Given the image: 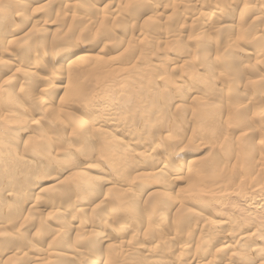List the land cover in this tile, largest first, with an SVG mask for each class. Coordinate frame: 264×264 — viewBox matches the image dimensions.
<instances>
[{
  "label": "rangeland",
  "instance_id": "rangeland-1",
  "mask_svg": "<svg viewBox=\"0 0 264 264\" xmlns=\"http://www.w3.org/2000/svg\"><path fill=\"white\" fill-rule=\"evenodd\" d=\"M98 2L99 0H59L58 2L57 0H51V2L47 0H13L9 3L6 0H0V58L8 62L11 61L10 63L15 67L11 70L0 67V80L13 79L14 76L11 75H16L17 72H20L19 70L35 67L37 75H39L36 79L40 82L36 80L37 87H34V92L39 88H45L46 92L42 97L47 102L53 101L51 113H46L38 121L41 129L45 132V139L48 137L50 141L52 140L51 153L49 155L40 153L35 157L38 158L37 161H33L31 157L29 158L32 154L25 153L22 143H20L19 149L17 148L18 154L23 152L21 159L26 162L20 164L21 166H16V164L12 166L10 163L6 165L10 168L14 167L20 174L30 169L33 178L37 181L40 179L39 185L44 191L41 198L47 203L46 209L39 208L38 213L34 216L27 212L29 196L31 197L34 193V191L31 192L33 188L28 187L30 186L28 178L22 180L23 183L19 182L16 188L19 189L20 194L14 197L9 196V187H13V182L10 183L11 185L5 186L4 190L0 185V199L9 203L8 208H5L6 211L0 212V223L5 219L6 213H11L10 217L12 214L14 215L11 212V206H14L17 215L13 222L26 221V224L22 225L18 231L14 229L12 232L0 233V243L4 240L6 242L5 249H8L2 254L0 252V264H120L118 262L124 260L125 257L128 263L134 257L136 259L139 257L140 261L138 260L137 263L132 261L135 264H184V262L185 264H264V198H262L264 195V165L261 166V163H258L259 160L264 159V0H100ZM179 2L181 6L178 7ZM66 4L67 6H65ZM191 4H196L197 8L194 10L183 8ZM254 18L257 19L254 21ZM233 20L240 22V30L233 26ZM32 24L34 25L31 26ZM199 24H205L210 28L208 35L212 39L210 46L205 49L203 61L197 60L198 53L201 51L197 44L199 43V39H197ZM230 34H236L237 37L239 35V42L233 44L230 39L228 40ZM13 39L14 41H12ZM258 43L261 45L260 49L257 47ZM80 47L87 48V51L78 63H81L80 66H85V71L90 70V75L99 76H94L93 80H90V77L84 78L86 75L81 76L80 85L83 88L89 84L92 85V96L89 95L91 101L90 104L83 103L86 105L73 106L65 101L58 102L62 92L55 98L52 95V93L54 94L55 79L50 76L47 67L53 59L45 52L49 50L55 53L66 48L76 50ZM33 53L34 55H32ZM33 56L35 58H32ZM33 59L36 64H33L35 63ZM97 64L99 69H102L91 70ZM227 64H231L234 71L228 70ZM12 70L17 71L13 72ZM153 76L155 79L153 82L163 78L166 82L161 84L160 92L158 91L160 87H153L156 89L151 90L150 86L155 84H152L153 82L146 91L144 90L148 87L146 85L149 83V78ZM42 79L46 82L44 83ZM63 85L64 82H62ZM209 87L215 90L210 92L211 88ZM157 92L163 93L166 99L164 98L163 102L154 106L153 98L157 96ZM191 92L196 94L193 99L190 98ZM143 93L150 96L143 100ZM175 97H180V99L182 97L183 101L173 100ZM210 98H212L210 106L206 109L208 106L206 101H209ZM109 104L115 105L108 114L105 108ZM237 104L241 106L238 105V111L236 107L234 110L233 108L229 109L230 106ZM0 106L1 108L5 107L2 102ZM85 106L87 109L93 107V111L89 113ZM178 106L179 108H177ZM185 106L189 107L186 108L188 112H185ZM216 109H219L220 113L223 111L220 114L221 117L220 115L212 116V112ZM201 110L208 112L210 117L201 120V115L198 117ZM55 119H63L62 121L66 123L64 124L66 131L69 128V122L66 120L69 119H78L80 126L91 122V124L99 123L101 125L111 122L120 132L119 134L122 133L119 137L125 135L135 138L136 141L139 139V143L148 145L150 143V146L147 145V147L149 149L155 147L154 156L146 159L145 165L149 166L143 167L140 172L137 171V177L135 176L136 166H134L136 163L131 162L122 172V168H116L114 157L109 159L108 152L105 154L104 140L107 135L93 134L94 136H92L88 131L86 140L82 137L65 140L59 132L60 128L55 125L60 122L53 123ZM135 119L136 121H134ZM204 121H206V125L203 124ZM224 121H227L228 124L227 122L225 124ZM210 122L217 124V129L214 127L211 131L209 127L213 123ZM10 123L6 124L0 121V129L15 126L14 122ZM168 124L170 126L167 127ZM178 124L180 127L191 125L194 128L181 133L177 130L179 129ZM152 125L154 126L152 127ZM37 128H39L37 125L32 127L35 135L38 133L35 131ZM44 128H49V131ZM213 131L216 132L213 133ZM99 139L101 140L99 141ZM191 140L192 142H190ZM204 141L207 142L206 145ZM211 143H213V147ZM136 145L130 148L139 149ZM89 146H92L90 152ZM178 148L180 149L178 150ZM59 149L63 151L64 157L63 155L62 157L53 156V152ZM126 152L131 154L129 151ZM253 152H255V158L251 164L250 157L254 155ZM113 154L119 156L117 152H113ZM165 154L168 155L164 156ZM255 159H257L256 163ZM157 160L158 163L161 161L164 167V173L162 172L164 175H161L158 180L162 184L161 182L160 184L152 183V176H150L152 175L150 164L156 163ZM181 161L182 165L186 166L179 165L177 167ZM41 162H48V166H39ZM33 163L36 165L35 167H33ZM189 163L191 164L189 165ZM257 164L258 167L255 168ZM37 166L41 167L40 171L38 168L33 169ZM244 166L245 170L247 167V172L243 169ZM260 166L261 170H259ZM249 168L252 169V172L248 170ZM63 169L64 172L60 174L59 178L54 179V173ZM191 169L194 170V180L197 181L193 192L187 191V188H192V186L189 187L192 185V176L189 174ZM76 170L80 172L77 173ZM167 170H175L178 177L175 179L176 175L174 174L171 178L175 180L168 179ZM185 173L189 178L184 177ZM99 178L114 181L115 187L113 186L111 189L101 187L99 182L95 181ZM162 178L163 180H160ZM81 179L86 180L89 186L95 190L89 193L85 188L84 192H80L79 190L83 188ZM90 179L91 181H89ZM27 182L28 184H26ZM32 184L33 182H31V186ZM183 189L184 191H182ZM210 192L213 193L210 194ZM160 193L162 195H159ZM150 195L152 196L150 197ZM179 199L180 201H178ZM182 199L186 204L185 202L181 203ZM134 201L139 204L138 208L131 213L130 203ZM60 203L68 206L70 211H67L66 214L62 213V209H58ZM156 203L159 204L158 209L164 213V216L159 217V211L152 209ZM78 209L83 211L75 212L76 215H74V211ZM57 210H60L62 214L55 215ZM176 212H179L178 216ZM137 216L140 217L138 225L133 219V217L138 219ZM223 219L229 222L220 228L218 223ZM37 221L43 223L42 227L38 228ZM28 224L31 226L29 227ZM3 226L4 224L1 227ZM39 229H41L40 233ZM50 230L51 232H49ZM77 234L81 236H77ZM104 239L108 240V246L102 244ZM228 242L232 243V247H227ZM39 243L43 244L42 247ZM127 243L131 246L130 249L126 248L125 244ZM61 245H68L65 246L68 249L66 250ZM186 245H190V252L186 253L181 250ZM33 249L41 251L38 253L42 260H39L40 258L36 255L37 251L35 252ZM127 250L131 251H128L127 254ZM60 251H65L71 259L67 258L66 263V260L55 263L47 257L48 252L53 253L51 257L53 258ZM98 251L103 252L101 261L95 259ZM134 251L139 252L138 255ZM42 252L44 253L42 254ZM120 253L121 256H119ZM127 258L130 260L128 261ZM178 258L181 263H177ZM49 259L52 261L50 262Z\"/></svg>",
  "mask_w": 264,
  "mask_h": 264
},
{
  "label": "bare ground",
  "instance_id": "bare-ground-1",
  "mask_svg": "<svg viewBox=\"0 0 264 264\" xmlns=\"http://www.w3.org/2000/svg\"><path fill=\"white\" fill-rule=\"evenodd\" d=\"M7 2H9V3H11L13 0H6ZM44 1H46V0H44ZM47 1H50L51 2V0H47ZM59 0H57V2H58ZM65 1V0H64ZM104 1V0H103ZM169 1V0H168ZM177 1V0H176ZM99 2H100V0H99ZM98 2V3H99ZM155 2V1H154ZM45 3V2H44ZM46 4H47V2H46ZM48 4H49V2H48ZM65 4V3H64ZM102 4V3H101ZM173 4H174V2H173ZM175 4H177V3H175ZM212 4V3H211ZM20 5V4H19ZM99 5V4H98ZM179 5L181 6V3L179 2V4H178V7H179ZM238 5V4H237ZM65 6H67V4L65 5ZM68 6H70V5H68ZM177 7V8H178ZM102 8V7H101ZM105 8V7H104ZM184 9H196L197 8V6H196V4H191V5H188V6H186V7H183ZM11 9V8H10ZM103 9V8H102ZM209 9V8H208ZM95 10V9H94ZM101 10V9H100ZM220 10V9H219ZM221 11V10H220ZM100 12V11H99ZM215 12V11H214ZM218 12V11H217ZM115 13V12H114ZM222 13V12H221ZM6 14V13H5ZM201 14V13H200ZM214 14V13H213ZM219 14V13H218ZM64 15V14H63ZM203 15V14H202ZM7 16V15H6ZM68 16V15H67ZM207 16V15H206ZM222 16L224 17V15L222 14ZM259 16V15H258ZM64 17H65V15H64ZM71 17V16H70ZM67 18V17H66ZM202 18V17H201ZM257 18H254L253 20L255 21ZM58 20V19H57ZM147 21V20H146ZM114 22V21H113ZM193 22H195V21H193ZM207 22V21H206ZM232 23H233V26L234 27H236V28H238L237 30H240V25H239V23H238V20H233L232 21ZM36 24V23H35ZM34 24H32L31 26H33ZM200 25V24H199ZM243 25V24H242ZM36 26V25H35ZM102 26V25H101ZM132 26V25H131ZM217 27V26H216ZM219 27V26H218ZM9 28V27H8ZM190 28V27H189ZM198 29H197V33H198V36H197V39H199V43H197L198 44V47H199V49L201 50L199 53H198V58H197V60L198 61H203L204 60V58H205V49L208 47V46H210V41L212 40L211 38H210V36L208 35V33H209V29L210 28H208L207 27V25H205V24H201L199 27H197ZM242 29V28H241ZM211 30H212V28H211ZM243 30V29H242ZM165 31V30H164ZM16 32V31H15ZM16 33H18V32H16ZM190 33V32H189ZM251 34V33H250ZM14 35V34H13ZM102 35V34H101ZM19 38H21V37H19ZM245 38H247V37H245ZM231 40V42L233 43V44H235L237 41H238V39H240L239 38V35H238V37H237V35L236 34H230L229 36H228V40ZM147 40V39H146ZM227 40V41H228ZM258 40V39H257ZM12 41H14V39L12 40ZM16 41H17V39H16ZM239 42V41H238ZM23 43V42H22ZM35 44H37V43H35ZM128 44V43H127ZM130 44V43H129ZM175 44V43H174ZM27 45V44H26ZM155 45V44H154ZM60 46V45H59ZM69 46V45H68ZM228 46V45H227ZM257 46V45H256ZM24 47V46H23ZM21 48L22 50L24 49V48ZM70 47V46H69ZM257 47H259V49L261 48V45L258 43V46ZM10 48H11V46H10ZM46 48V47H45ZM45 48L43 49V51L45 52L46 50H45ZM256 49V48H255ZM258 49V50H259ZM15 50H17V49H15ZM22 50H21V54H22ZM257 50V51H258ZM26 51V50H25ZM24 51V52H25ZM87 51V48H82V47H80V48H77L76 50L74 49V48H71V49H63V50H60V51H57V52H55V53H53V52H51V51H49V50H47V52H45V53H48L50 56H51V59H53L52 61H51V64L49 65V67H47V71L50 73V76H52L54 79H55V82L53 83L54 84V88H53V90H54V94L52 93V91H51V93H52V95H54V98H55V96L56 95H58L60 92H62V95H61V97H60V100L58 101V102H60V101H62V103L65 101V103H68L69 105H70V103L71 104H73V106L74 105H78V104H83V103H86V104H88L91 100V98H89V95L90 96H92L91 95V87H92V85H88V86H84V88L80 85V79H81V76H85L84 78H88V77H90V80L92 79H94V76L96 77V76H99V75H90L89 74V71L90 70H86L85 71V66H80V64L78 63L79 61H80V59L84 56V53ZM197 51V50H196ZM260 51H262V50H260ZM17 52H18V50H17ZM35 52V51H34ZM39 52V51H38ZM74 52V53H73ZM147 52V51H146ZM179 52H182V51H180L179 50ZM256 52V51H255ZM26 53H27V51H26ZM257 53V52H256ZM259 54H260V52H258ZM264 53V52H263ZM1 54V53H0ZM157 54V53H156ZM262 54V53H261ZM32 55H34V53L32 54ZM218 55V54H217ZM258 55V54H257ZM207 56V55H206ZM28 57H30L31 58V56H28ZM4 58V57H3ZM32 58H35L34 56L32 57ZM15 61V60H14ZM99 61V60H98ZM143 61V60H142ZM141 61V62H142ZM151 61V60H150ZM11 62V61H10ZM10 62H8L7 60H3L2 58H0V67L2 68H9V70H11V69H13V68H15L14 66H13V64L12 63H10ZM19 62V61H18ZM33 62H35V63H33V64H36V61L33 59ZM176 62V61H175ZM227 63H229L228 61H227ZM23 64V63H22ZM25 65V64H24ZM86 65V64H85ZM225 65V64H224ZM249 65V64H248ZM98 66V67H97ZM102 67V66H101ZM225 67V66H224ZM226 67H227V69L228 70H233L234 71V68H231V64H227L226 65ZM232 67H233V65H232ZM17 69H18V67H16ZM28 68V67H27ZM135 68V67H134ZM144 68V67H143ZM142 68V69H143ZM44 69V68H43ZM100 69H102V68H100ZM99 69V65L97 64L96 65V67H92V69L91 70H94V71H96V70H100ZM189 70V69H188ZM13 71V70H12ZM14 71H17V70H14ZM13 71V72H14ZM20 72H17L16 73V75H11V76H14V78L12 79H6V80H3V81H1L0 80V105H1V102H2V105H4L5 107H2L1 108V106H0V121L1 122H3V123H6L7 124V122L8 123H10V122H14L13 124L15 125V126H7V127H3V128H1L0 129V185H2L1 187L3 188V190H4V187L6 186H9V185H11L10 183H12V184H14L13 185V187H15V188H13V187H9V196H15V195H17V194H20V191H18L19 189H17L16 187H17V185H19V182H21L22 180H25L26 178H28L29 180H28V182L30 181V186H28V187H32L33 189L31 190V192L32 191H34V193L31 195V197L29 196V199H30V201L28 202L29 203V207H28V209H27V212L29 213V215L31 214L32 216H34L35 214H37L38 213V209L39 208H41V207H43L44 209H46V204L47 203H45L43 200H42V198H41V194H42V192L44 193V191H43V189H41L40 188V185H39V181H40V179H38V181H37V179L35 180L34 178H33V175H31L30 173H31V171H30V169H28L29 171H25L23 174H20L17 170H15L14 169V167L13 168H10V167H7L6 165L7 164H9L10 163V165L12 164V166H14L15 164H16V166H21L22 165V163L24 164V162H26V160H22L21 158V156L24 154L23 152H22V154H18V147L20 146V143H22V147H23V150L25 151V153H27L28 155H30V154H32V155H30L29 156V158L31 157L32 159H33V161H37L36 159H38V158H35V157H37V156H39V154L40 153H43V154H47V155H49L50 153H51V149H53V146H52V143H51V141H50V139L47 137V139H45V137H46V135H45V132L41 129V127H40V124H39V120L42 118V116L44 117V115L47 113H51V107L53 106L52 105V100L50 101V102H47V100H45L43 97H42V95L46 92V89L45 88H39L38 89V91H36V92H34V87H37L36 86V84H37V81L38 82H40V80H37L36 79V77H38L39 75H37V71L35 70V67H29L27 70H24V69H21V70H19ZM112 71V70H111ZM185 71V70H184ZM110 72V71H109ZM99 73H101L100 71H99ZM158 74V73H157ZM154 76H156V74L154 73ZM154 76L153 77H150L149 79L151 80H148L149 81V83H148V85H146V86H148L146 89H144L145 91L149 88V85L153 82V80H155L154 79ZM158 77V76H157ZM49 78V77H48ZM148 78V77H147ZM164 79V78H163ZM163 79H158V80H156L155 82H153L152 84H154L153 86H150L151 87V90H154V89H156L157 87L159 88L158 89V91L159 90H161V84H163V83H166V82H164V80ZM262 79V78H261ZM37 80V81H36ZM42 81L45 83L46 81L44 80V79H42ZM174 81V80H173ZM259 81V80H258ZM62 82H64V85L62 86ZM90 82H92V81H90ZM181 82V81H180ZM83 83V82H82ZM249 83V82H248ZM42 85H43V83H41ZM47 84V83H46ZM260 84V83H259ZM52 85V84H51ZM141 85V84H140ZM181 85V84H180ZM206 85V84H205ZM53 86V85H52ZM184 86V85H183ZM188 86V85H187ZM208 86V85H207ZM38 87H40V86H38ZM153 87H156V88H154L153 89ZM164 87H165V85H164ZM179 87V86H178ZM86 88H87V90H86ZM209 88H211V87H209ZM232 88V87H231ZM50 89V88H49ZM48 89V90H49ZM89 89H90V91H89ZM212 89V88H211ZM209 89V91L210 92H213V90H215V89ZM35 90H37V89H35ZM62 90V91H61ZM151 90H149V91H151ZM89 91V92H88ZM149 91H148V93H149ZM163 91V90H162ZM160 92V91H159ZM159 92H157L156 93V97H154L153 98V105L154 106H157L158 104H160L161 102H163V100H164V98L166 99V97H165V95L163 94V93H159ZM50 93V92H49ZM51 93L49 94V95H51ZM146 93V92H145ZM145 93H143V95H142V97H143V100H145L146 99V97H148V96H150V95H145ZM151 93H152V91H151ZM175 93H176V91H175ZM192 94H190V98L191 99H193V98H195L196 97V94H194V92H191ZM212 94V93H211ZM136 96V95H135ZM232 96V95H231ZM260 96V95H259ZM171 98V97H170ZM176 100L177 102L178 101H180V100H182L183 98L181 97V99H180V97H175V98H173V100ZM211 99L212 98H210L209 99V101H206L208 104H206V105H208V106H206V109H207V107L209 108V106H210V104L209 103H211L210 101H211ZM225 99V98H224ZM247 99V98H246ZM202 100V99H201ZM231 100V99H230ZM245 100V99H244ZM183 101V100H182ZM176 102V103H177ZM205 102V103H206ZM231 102V101H230ZM256 102V101H255ZM184 103V102H183ZM182 103V104H183ZM196 103V102H195ZM202 103V102H201ZM243 103V102H242ZM258 103V102H257ZM86 104H83V105H86ZM90 104V103H89ZM186 104H188L187 102H186ZM190 104V103H189ZM246 104V103H245ZM64 105V104H63ZM103 105V104H102ZM113 105H115V104H109V105H107L106 106V108H105V111H107L108 112V114H109V112L112 110V108H114V106ZM152 105V104H151ZM195 105H197V104H195ZM205 105V104H204ZM238 105L239 104H237V105H233V106H230L229 107V109L230 110H232V108H233V110H234V107H236L237 109V111L239 110L238 109ZM62 106V105H61ZM67 106V105H66ZM79 106V105H78ZM95 106V105H94ZM153 106V107H154ZM240 106V105H239ZM68 107V106H67ZM83 107V106H82ZM87 106H85V108H86ZM102 107V106H101ZM180 107H181V105H180ZM188 106H185V112L187 111L186 110V108H187ZM199 107V106H198ZM213 107V106H212ZM241 107V106H240ZM4 108V109H3ZM84 108V107H83ZM177 108H179V106L177 107ZM189 108V107H188ZM197 108V107H196ZM200 108V107H199ZM228 108V107H227ZM32 109V110H31ZM53 109V108H52ZM60 110H61V108H59ZM69 109H70V107H69ZM71 109H72V107H71ZM73 109H74V107H73ZM87 109V108H86ZM85 109V110H86ZM96 109V108H95ZM135 109V108H134ZM202 109V108H201ZM213 109V108H212ZM211 109V110H212ZM228 109V110H229ZM181 110V109H180ZM190 110H192V108H190ZM210 110V109H209ZM264 110V109H263ZM53 111V110H52ZM87 111L89 112V113H91L92 111H93V107L91 108H88L87 109ZM105 111H103V112H105ZM184 111V109L182 108V112ZM193 111V110H192ZM194 111H195V109H194ZM226 111V110H225ZM241 111V110H240ZM25 112V113H24ZM59 112V111H58ZM63 112L65 113V110H63ZM72 112V111H71ZM82 112V111H81ZM154 112H155V110H154ZM157 112V111H156ZM188 112V111H187ZM223 112V111H222ZM221 112V113H222ZM226 112H228V111H226ZM242 112V111H241ZM27 113V114H26ZM54 113V111L52 112V114ZM61 113V112H60ZM77 113V112H76ZM87 113V112H86ZM149 113H150V111H149ZM193 113V112H192ZM213 114H212V116H218V115H220L221 113H220V110L218 109H216L214 112H212ZM231 113V112H230ZM74 114V113H73ZM112 114V113H111ZM195 114H196V112H195ZM225 114V113H224ZM14 115V116H13ZM66 115V114H65ZM157 115H158V113H157ZM172 115V114H171ZM192 115V114H191ZM198 115V114H197ZM200 115H201V117H200ZM226 115H228V113H226ZM13 116V117H12ZM57 116V115H56ZM68 116V115H67ZM70 116V115H69ZM74 116V115H73ZM108 116V115H107ZM229 116H231L230 114H229ZM234 116V115H233ZM50 117V116H49ZM58 117V116H57ZM57 117H55L56 119H58ZM78 117V116H77ZM195 117V116H194ZM198 117H200L201 118V120H205V117H210V115L208 114V112H206L205 110H204V112H203V110H201V112L199 113V115H198ZM220 117H221V115H220ZM224 117H225V115H224ZM227 117V116H226ZM52 118V117H51ZM53 118H54V116H53ZM64 118V117H63ZM68 118V117H67ZM71 118V117H70ZM74 118V117H73ZM124 118V117H123ZM165 118V117H164ZM241 118V117H240ZM54 120L53 121V123H55L56 121H59L60 123H55V125L58 127V128H60L59 130V132H60V134L61 135H63V138L65 139V140H71V139H73V138H76V137H79V139L82 137V139H85L86 137L88 138V134H89V132L88 131H90V134L92 135V136H94V135H107V137H106V139L104 140V150L106 151L105 152V154L108 152V156H110V158L109 159H111V157L113 156L114 158V162L116 163V168H122V172H124V169H125V167H127L128 165H130V163L132 162V163H136V165H134V166H136V174H135V176L137 177V171H142V169H143V167H145V166H149L148 164L147 165H145V163H146V159L147 158H149V157H151L152 155H153V152L155 151V147H153V148H148L147 147V145L148 144H146V143H142V142H138V140L136 141V139L135 138H133V137H130V136H125V135H122V136H120L119 137V135H121V134H119L120 132L115 128V126L113 125V123H107V124H104V125H101V124H91V123H87L86 125L85 124H83V126H82V124H81V126L79 125V121H77L78 119H69V120H66V121H68L67 123H68V126H69V128L67 129L68 131H66V128H65V125L64 124H66L65 122H63L62 120L63 119H60V120ZM166 119H168V118H166ZM197 119V118H196ZM221 119V118H220ZM12 120V121H11ZM53 120V119H52ZM72 120V121H71ZM127 120V119H126ZM227 120V119H226ZM91 121H93V120H91ZM134 121H136V119L134 120ZM229 121H230V119H229ZM244 121V120H243ZM146 122V121H145ZM174 122V121H173ZM198 122V121H197ZM206 121H204L203 122V124L205 123ZM208 122V121H207ZM225 122V121H224ZM227 122V121H226ZM226 122H225V124H226ZM42 123V122H41ZM63 123V124H62ZM127 123V122H126ZM172 123V122H171ZM199 123V122H198ZM210 123H213L212 125H211V127H209L210 128V130L212 131L213 130V128L215 127V129H217L216 127H217V124H214V122H210ZM218 123V122H217ZM5 124V125H6ZM11 124V123H10ZM49 124H50V122H49ZM58 124H59V126H58ZM121 124V123H120ZM172 124H174V123H172ZM171 124V125H172ZM199 124H201V123H199ZM227 124H228V122H227ZM37 125V127L39 126V128H37L35 131L36 132H38L37 133V135H35L36 133L35 132H33L32 131V127H34V126H36ZM144 125V124H143ZM175 125V124H174ZM177 125V124H176ZM179 125V124H178ZM205 125H206V123H205ZM243 125V124H242ZM139 126V125H138ZM154 125H152V127H153ZM155 126H156V124H155ZM168 126H170V124H168L167 125V127ZM201 126H203V125H201ZM225 126V125H224ZM223 126V127H224ZM43 127V126H42ZM47 127V125L45 126V128ZM125 127V126H124ZM150 127H151V125H150ZM166 126H165V128H167ZM199 127V126H198ZM197 127V128H198ZM204 127V126H203ZM221 127V126H220ZM223 127H222V129H223ZM44 128V130H48V129H45ZM57 128V129H58ZM160 128V127H159ZM162 128V127H161ZM175 128V127H174ZM173 128V129H174ZM177 128V127H176ZM191 128H194V127H191V125L190 126H182V127H180V125H179V129H177L178 131H180L181 133H185L186 131H188V130H191ZM196 128V129H197ZM207 128V127H206ZM209 128H208V132H209ZM65 129V130H64ZM214 129V130H215ZM221 129V128H220ZM249 129V128H248ZM80 130V131H79ZM155 130V129H154ZM157 130V129H156ZM162 130V129H161ZM193 130V129H192ZM49 131V130H48ZM54 131V130H53ZM175 131H176V129H175ZM177 131V133H179ZM210 131V132H211ZM221 131V130H220ZM223 131V130H222ZM233 131V130H232ZM57 132V131H56ZM66 132V133H65ZM88 132V133H87ZM157 132H159V131H157ZM216 131H213V133H215ZM34 133V134H33ZM50 133V132H49ZM180 133V134H181ZM221 133V132H220ZM219 133V134H220ZM47 134V133H46ZM52 134V133H51ZM59 134V133H58ZM94 134V135H93ZM198 134V133H197ZM200 134V133H199ZM207 134H209V133H207ZM35 135V136H34ZM100 135V136H101ZM161 135V134H160ZM175 135V134H174ZM52 136V135H51ZM59 137V136H58ZM104 137V136H103ZM102 137V138H103ZM119 137V138H118ZM207 137V136H206ZM210 137H211V135H210ZM209 137V138H210ZM191 138V137H190ZM201 138V137H200ZM192 139V138H191ZM264 139V138H263ZM76 139H74V141H75ZM86 140V139H85ZM84 140V141H85ZM101 139H99V141H100ZM103 140H102V142H103ZM141 140V139H140ZM164 140H166V139H164ZM176 140V139H175ZM21 141V142H20ZM77 141V140H76ZM82 141V140H81ZM88 141V140H87ZM97 141V140H96ZM142 141V140H141ZM152 141V140H151ZM179 141H180V139H179ZM193 141H194V139H193ZM208 141V140H207ZM89 142V141H88ZM93 142V141H92ZM147 142V141H146ZM152 142H154V141H152ZM190 142H192V140L190 141ZM205 142V141H204ZM203 142V143H204ZM209 142H211V141H209ZM56 143V142H55ZM90 143V142H89ZM148 143V142H147ZM173 144L175 143V141L174 142H172ZM194 143V142H193ZM202 143V144H203ZM206 143L207 142H205V145H206ZM57 144H59V143H57ZM84 144H86V143H84ZM136 144H138V145H136ZM159 144V142L157 141V145ZM182 144H184L183 142H182ZM197 144V143H196ZM195 144V145H196ZM213 143H211V145H212ZM54 145V144H53ZM60 145V144H59ZM68 145V144H67ZM91 145V144H90ZM101 145H103V144H101ZM137 146L139 149H137V150H135V149H132V148H130L131 146ZM153 145V144H152ZM156 145V144H155ZM154 145V146H155ZM185 145H188V144H185ZM190 145V144H189ZM199 145V144H198ZM200 145H201V143H200ZM246 145V144H245ZM61 146V145H60ZM70 146V145H69ZM148 146H150V143H149V145ZM177 146H179V144H177ZM204 146V145H203ZM57 147V146H56ZM84 147V146H83ZM87 147V146H86ZM92 147V146H91ZM91 147L89 146V152L92 150L91 149ZM101 147V146H100ZM171 147V146H170ZM182 147H183V145H182ZM185 147V146H184ZM187 147V146H186ZM185 147V148H186ZM195 147H197V146H195ZM198 147H200V146H198ZM206 147V146H205ZM210 147V146H209ZM212 147H213V145H212ZM248 147H250V146H248ZM18 148V149H17ZM72 148V147H71ZM180 148H181V146H180ZM180 148H178V150L180 149ZM211 148V147H210ZM22 149V148H21ZM156 149H157V147H156ZM251 149H253V148H251ZM65 150H66V148H65ZM94 150V149H93ZM103 150V149H102ZM174 150V149H173ZM125 151H129V152H131V154L129 155L127 152L125 153ZM176 151V150H175ZM186 151V150H185ZM63 151H60V149L59 150H57V151H54L53 152V156L54 157H62V155H63V153H62ZM80 152V151H79ZM101 152V151H100ZM113 152L115 153V152H117L118 154H119V156H115L114 154H113ZM103 153V152H102ZM175 154H176V152H174ZM183 153V152H182ZM252 153V152H251ZM76 154V153H75ZM161 154V153H160ZM170 154V153H169ZM253 154L254 155H251V157H250V162H251V164H252V161H254V158H255V152H253ZM26 155V154H25ZM93 155V154H92ZM168 154H165L164 156H167ZM65 156H67V155H65ZM97 156V155H96ZM154 156V155H153ZM170 156V155H169ZM168 156V157H169ZM49 157V156H48ZM63 157H64V155H63ZM171 157V156H170ZM259 157V156H258ZM51 158V157H50ZM107 158V157H106ZM166 158V157H165ZM257 158V157H256ZM24 159V158H23ZM31 159V160H32ZM90 159V158H89ZM134 159V160H133ZM171 160H172V157L170 158ZM236 159V158H235ZM234 159V160H235ZM253 159V160H252ZM51 160V159H50ZM136 160H138V161H140V162H137ZM170 160V161H171ZM190 160V159H189ZM192 160V159H191ZM258 160H259V158H258ZM264 160V159H263ZM262 159L261 160H259L258 161V163L260 162L261 163V166H263L264 164V161H263ZM44 161V160H43ZM134 161V162H133ZM160 161V160H159ZM176 161V160H175ZM194 161H196V160H194ZM198 161V160H197ZM29 162V161H28ZM31 162V161H30ZM29 162V163H30ZM48 162H50V161H48ZM48 162H41V163H39L40 165L39 166H41L42 165V167H45V166H48ZM72 162V161H71ZM91 162H93V161H91ZM90 162V163H91ZM257 162V159H255V163ZM29 163H28V165H29ZM56 163V162H55ZM109 163V162H108ZM137 163H138V165H137ZM150 163V162H149ZM192 163V162H191ZM191 163H189V165L191 164ZM195 163V162H194ZM235 163V162H234ZM254 163V162H253ZM21 164V165H20ZM38 164V163H37ZM177 164V163H176ZM250 164V165H251ZM27 165V164H26ZM33 165H34V163H33ZM50 165V164H49ZM87 165H89V164H87ZM179 165H182V161H181V164H178V166L177 167H179ZM184 165V164H183ZM182 165V166H183ZM254 165V164H253ZM253 165H252V168H254L253 167ZM36 165H34L33 167H35ZM39 166H37L36 168H33V169H37ZM93 166V165H92ZM115 166V165H114ZM131 166H132V168H133V165L131 164ZM184 166H186V165H184ZM247 166V165H246ZM256 167L255 168H257L258 167V164L257 165H255ZM261 166H260V169L259 170H261L262 168H261ZM26 167V166H25ZM30 167V166H29ZM76 167V166H75ZM86 167H88V166H86ZM89 167H90V165H89ZM191 167V166H190ZM248 167V166H247ZM247 167H246V170H247ZM251 167V166H250ZM31 168V167H30ZM41 168V167H40ZM40 168H38L39 169V171H40ZM50 168V167H49ZM71 168V167H70ZM69 168V169H70ZM73 168V167H72ZM129 168V167H128ZM181 168V167H180ZM179 168V169H180ZM186 168V167H185ZM203 168V167H202ZM9 169V170H8ZM24 169V168H23ZM45 169V168H44ZM84 169V168H83ZM119 169V170H120ZM181 169H183V168H181ZM187 169V168H186ZM189 169V168H188ZM244 170H245V166H244V168H243ZM25 170H27L26 168H25ZM78 170V169H77ZM77 170H76V172H77ZM81 170V169H80ZM150 170L152 171V175H150V176H152L151 177V179H152V183H154V184H160V182L161 181H158L159 180V178H160V176L161 175H164V174H162V172H163V170H164V167L162 166V163H161V161H160V163H158V160L156 161V163H151L150 164ZM245 170V171H246ZM248 170H250L251 172H252V169H248ZM256 170V169H255ZM254 170V171H255ZM258 170V171H259ZM47 171V170H46ZM82 171V170H81ZM134 171H135V168H134ZM168 171V170H167ZM177 171V170H176ZM179 171V170H178ZM177 171V172H178ZM194 171V170H193ZM192 171V169H191V171L189 172V174L192 176V178H191V176H190V178H191V182H192V185H190L189 187H191L192 186V188H187L188 190L187 191H192L193 192V190L195 191V188H194V186L196 185V183H197V181H195L194 180V178H195V174H194V172ZM206 171V170H205ZM249 171V172H250ZM33 172H34V170H33ZM64 172V169L63 170H59L58 172H56V173H54V176H53V178L54 179H57V178H59V176H60V174L61 173H63ZM78 172H80V171H78ZM77 172V173H78ZM121 172V171H120ZM187 172H188V170H187ZM247 172V171H246ZM35 173H36V171H35ZM38 173H40V172H38ZM42 173H43V171H42ZM74 173H75V171H74ZM164 173V172H163ZM205 173V172H204ZM258 173V172H257ZM26 174V175H25ZM33 174V173H32ZM143 174V173H142ZM175 174V170H169L168 171V175H167V177H168V179H170L171 177H173V175ZM176 174H178V173H176ZM175 174V175H176ZM186 174V173H185ZM184 174V177L185 176H187V174L185 175ZM248 174V173H247ZM31 175V176H30ZM77 175V174H76ZM119 175V174H118ZM83 176V175H82ZM149 176V175H148ZM147 176V178H149ZM228 176H230V175H228ZM251 176V175H250ZM254 176V175H253ZM257 176V175H256ZM264 176V175H263ZM178 176L176 175V177H174L175 179L177 178ZM188 177V176H187ZM82 178V177H81ZM163 178H165V176H163ZM163 178L162 179H160V180H163ZM180 178V177H179ZM189 178V177H188ZM208 178V177H207ZM229 178V177H228ZM250 178V177H249ZM106 179V178H105ZM172 180H175V179H173V178H171ZM216 179H217V177H216ZM215 179V180H216ZM230 179H232V178H230ZM82 180V190H79L80 192L82 191V192H84V189L85 188H87L88 189V192L89 193H91L92 191H94L95 189H93L91 186H89V183L88 182H86V180H84V179H81ZM258 182H259V180L258 179H256ZM262 180V179H261ZM58 181H60V180H58ZM89 181H91V179L89 180ZM95 181L96 182H99L98 184L99 185H101V187L102 186H104L105 188H107V189H111V188H113V186L115 185L114 184V181H112V180H110V179H107V180H101L100 178L99 179H95ZM156 181V182H155ZM179 181V180H178ZM263 181V180H262ZM28 182L26 183V184H28ZM31 182H33V184H32V186H31ZM169 182V181H168ZM181 182V181H180ZM203 182V181H202ZM249 182V181H248ZM250 182H252V181H250ZM261 182V181H260ZM21 183H23V182H21ZM59 183H61V182H59ZM66 183V182H65ZM173 183V182H172ZM171 183V184H172ZM176 183V182H175ZM205 183V182H204ZM210 183V182H209ZM161 184H162V182H161ZM164 184V183H163ZM245 184V183H244ZM258 184H260V183H258ZM143 185V184H142ZM169 185V184H168ZM207 185H208V182H207ZM213 185V184H212ZM261 185V184H260ZM62 186V185H61ZM187 186V185H186ZM256 186V185H255ZM27 187V188H28ZM115 187V186H114ZM206 187V186H205ZM209 187V186H208ZM23 188H25V187H23ZM194 188V189H193ZM207 188V187H206ZM210 188V187H209ZM208 188V189H209ZM45 189V188H44ZM115 189V188H114ZM186 189V188H185ZM26 190V189H25ZM106 190V189H105ZM128 190V189H127ZM181 190V189H180ZM212 190V189H211ZM27 191V190H26ZM30 191V190H29ZM97 191V190H96ZM114 191V190H113ZM129 191V190H128ZM182 191H184V189L182 190ZM197 191H198V189H197ZM204 191V190H203ZM86 192V191H85ZM87 192V193H88ZM116 192V191H115ZM158 192V191H157ZM181 192V191H180ZM6 193V192H5ZM123 193H124V191H123ZM208 193H209V191H208ZM213 192H210V194H212ZM263 193V192H262ZM126 194V193H125ZM110 195V194H109ZM128 195V194H127ZM152 195H154V193H152ZM152 195H150V197L152 196ZM157 195V194H156ZM159 195H162L161 193L159 194ZM186 196H187V194H185ZM86 196V195H85ZM166 196V195H165ZM125 197V196H124ZM123 197V198H124ZM250 197V196H249ZM168 198V197H167ZM246 198V197H245ZM262 198H264V195L262 196ZM15 199V198H14ZM190 199V198H189ZM194 199V198H193ZM192 199V200H193ZM104 200V199H103ZM106 200V199H105ZM111 200V199H110ZM168 200V199H167ZM172 200V199H171ZM175 200H177V199H175ZM183 200V199H182ZM252 200V199H251ZM253 200H255V199H253ZM5 200H1L0 199V212L2 213V212H5L6 211V209L8 208L7 206L9 205V203L8 202H4ZM47 201V200H46ZM150 201V200H149ZM178 201H180V199L178 200ZM188 201H190V200H188ZM188 201H187V203H188ZM264 201V200H263ZM4 202V203H3ZM19 202V201H18ZM48 202V201H47ZM169 202H171V201H169ZM175 202V201H174ZM174 202H173V204H174ZM185 202V200H183L181 203H184ZM45 203V204H44ZM180 203V202H179ZM250 203V202H249ZM252 203V202H251ZM24 204V203H23ZM52 204V206H53V203H51ZM139 204V202H137V201H134L133 203L131 202L130 203V212L132 213L136 208H138L137 207V205ZM185 204H186V202H185ZM184 204V205H185ZM59 205V207H58V209L60 208V209H62V213H64V214H66V212L67 211H70L68 208V206H66V205H64V203H63V205H61V203L60 204H58ZM57 205V206H58ZM61 205V206H60ZM98 205V204H97ZM147 205V204H146ZM159 205V204H158ZM158 205H157V203L156 204H154L153 206H152V209H154L155 211H159L158 213H160V215H159V217L160 216H164V213L162 212V211H160V209H158ZM127 206H129V205H127ZM182 206V205H181ZM96 207V206H95ZM126 207V206H125ZM160 207V206H159ZM172 207V206H171ZM170 207V208H171ZM237 207V206H236ZM6 208V209H5ZM53 208V207H52ZM94 208V207H93ZM92 208V209H93ZM151 209V210H152ZM175 209V208H174ZM179 209V208H178ZM18 210V209H17ZM107 210V209H106ZM180 210H181V208H180ZM180 210H176V211H180ZM83 210L82 209H78V210H76V211H74V215H76V213H79V212H82ZM153 211V210H152ZM154 211V212H155ZM187 211V208H186V210H185V212ZM11 212L12 213H14V215L12 214L11 216L12 217H10V214L11 213H6L5 214V219H3V221H2V223H0V233L1 232H3V234H4V232H9V231H13L14 229H17V231L19 230V228H21V226L22 225H24V224H26V221L24 222H22V223H19L18 221V223L17 222H13V221H15V218H16V209L14 208V206L12 207L11 206ZM76 212V213H75ZM137 212V211H136ZM142 212V211H141ZM185 212H183V214H185ZM192 212V211H191ZM51 213V212H50ZM56 214L55 215H57V214H62L61 212H60V210H57V212H55ZM130 213V214H131ZM146 213V212H145ZM177 213V212H176ZM179 213V212H178ZM176 214L177 216L179 215V214ZM189 212H187V214H188ZM8 214V217H6V215ZM51 214H53V213H51ZM155 214V213H154ZM191 214V213H190ZM21 215V214H20ZM26 215V214H25ZM55 215H53V216H55ZM137 215H139V214H137ZM189 215V214H188ZM49 216H52V215H49ZM48 216V217H49ZM52 216V217H53ZM57 216H59V215H57ZM61 216V215H60ZM132 216V215H131ZM140 216V215H139ZM139 216H137L138 217V219L137 218H135V217H133V219H134V221L137 223V225H138V223L140 222V217ZM172 216V215H171ZM3 217V216H2ZM3 217V218H4ZM19 217H21V216H19ZM27 217V216H26ZM144 217V216H143ZM170 217V216H169ZM28 218V217H27ZM45 218V217H44ZM57 218V217H56ZM84 218H86V217H84ZM21 219V218H20ZM17 220H18V217H17ZM46 220V219H45ZM45 220H44V222H45ZM47 220H48V218H47ZM50 220V219H49ZM182 220V219H181ZM227 220H228V218H227ZM226 219H223V220H221V222L220 223H218V226H220V228H221V226L223 225H225L227 222H229V221H227ZM41 221V220H40ZM51 221V220H50ZM58 221V220H57ZM1 222V221H0ZM13 222V223H12ZM38 222V221H37ZM66 222V221H65ZM134 222V223H135ZM39 224V226H38V228H40V227H42V225H43V223H40V222H38ZM2 224H4V226L3 227H1L2 226ZM18 224V225H17ZM163 224V223H162ZM172 224V223H171ZM68 225H70V224H68ZM100 225V224H99ZM104 225H106V224H104ZM28 226L30 227L31 225H29L28 224ZM107 226V225H106ZM69 227H71V226H69ZM100 227V226H99ZM136 227V226H135ZM27 228V227H26ZM27 229H29V228H27ZM224 229V228H223ZM40 231H39V233L41 232V229H39ZM55 230V229H54ZM59 230V229H58ZM113 230H114V228H113ZM79 231V230H78ZM258 231V230H257ZM15 232V231H14ZM49 232H51V230L49 231ZM59 232H61V231H59ZM76 232V231H75ZM222 232V231H221ZM52 233H53V230H52ZM56 233V232H55ZM77 233V232H76ZM193 233H195V232H193ZM2 234V235H3ZM6 234V233H5ZM114 234V233H113ZM29 235V234H28ZM57 235V234H56ZM81 236L80 234H77V236ZM115 235H116V233H115ZM192 235V234H191ZM194 235H196V234H194ZM58 236H60V235H58ZM57 236V237H58ZM61 236H63V235H61ZM138 237H139V235H138ZM161 237V236H160ZM159 237V238H160ZM174 237V236H173ZM217 237V236H216ZM20 238V237H19ZM98 238V237H97ZM125 238V237H124ZM140 238V237H139ZM16 239H18L17 237H16ZM60 239H62L61 237H60ZM119 239V238H118ZM122 239H123V237H122ZM14 240V239H13ZM66 240V239H65ZM135 240V239H134ZM198 240H199V238H198ZM4 241V240H3ZM1 241V243H0V252H1V254H2V252L4 253L5 252V250L7 251L8 249H5L6 248V242L4 241ZM117 242V241H116ZM120 242V241H119ZM122 242V241H121ZM64 243V242H63ZM71 243V242H70ZM61 244V243H60ZM65 244V243H64ZM63 244V245H64ZM68 244V243H67ZM102 244L103 245H105V246H108V240L107 239H104V240H102ZM139 244V243H138ZM228 245H227V247L228 248H230V247H232L231 246V244L232 243H227ZM8 245V244H7ZM38 245V244H37ZM39 245H40V243H39ZM41 245H43V244H41ZM40 245V246H41ZM69 245V244H68ZM68 245H65V246H68ZM124 245V244H123ZM243 245V244H242ZM65 246H62L61 245V247H64L65 248ZM125 246H126V248L127 249H130V247L131 246H129V243H127V244H125ZM144 246V245H143ZM226 246V245H225ZM35 247V246H34ZM33 247V248H34ZM42 247V246H41ZM38 248V247H37ZM48 248V247H47ZM121 248L123 249V246H121ZM141 248V247H140ZM139 248V249H140ZM227 248V249H228ZM39 249V248H38ZM43 249V248H42ZM46 249V248H45ZM66 249V248H65ZM68 249V248H67ZM66 249V250H67ZM122 249H120V250H122ZM136 250H137V248H135ZM138 249V250H139ZM142 249V248H141ZM140 249V250H141ZM149 249V248H148ZM191 248H190V245L188 246V245H186V246H184V248L183 249H181L182 251H184V252H190L191 250H190ZM33 250H35V252L37 251V256L40 258L39 260H42V258H41V256H40V253H38V252H41V251H39V250H36V249H33ZM62 250V249H61ZM64 250V249H63ZM101 250V249H100ZM116 250V249H115ZM143 250H144V248H143ZM142 250V251H143ZM72 251V250H71ZM103 251V250H102ZM125 251H126V249L124 250V253H125ZM128 251L129 250H127V254H128ZM131 251V250H130ZM129 251V252H130ZM148 251V250H147ZM69 252V251H68ZM116 252V251H115ZM114 252V253H115ZM118 252H120V251H118ZM135 252V251H134ZM133 252V253H134ZM44 252H42V254H43ZM49 253V252H48ZM47 253V257L48 258H50V259H52L53 260V262H63V261H65V263L68 261V259L70 260L71 258H69V256L67 255V253L65 252V251H60V252H57L54 256H53V258H51L52 257V255H53V253H49L48 254ZM55 253V252H54ZM102 253L103 252H101V251H98L97 252V254H96V256H95V259H96V261H98V260H100L101 259V257H102ZM137 253H139V252H135V254L136 255H138ZM69 254V253H68ZM82 254H83V252H82ZM182 254V253H181ZM46 255V254H45ZM86 255V254H85ZM105 255V254H104ZM112 255V254H111ZM118 255V254H117ZM130 255H131V253H130ZM150 255H151V253H150ZM119 256H121V253H120V255ZM123 256V255H122ZM176 256V255H175ZM2 257V256H1ZM112 258H113V256H111ZM4 258V257H3ZM35 258H37V257H35ZM34 258V259H35ZM46 258V257H45ZM68 258V259H67ZM243 258H245V257H243ZM47 259V258H46ZM49 259V260H50ZM177 259V258H176ZM179 259V258H178ZM1 260V259H0ZM6 260H7V258H6ZM37 260H38V258H37ZM52 260H50V262L52 261ZM81 260V259H80ZM115 260V259H114ZM119 260V259H118ZM127 260L129 261L130 260V258H127ZM139 260V257H137V259L134 257L133 259H131V262H127L126 261V257H125V259L124 260H120V262H118V261H116V262H118V263H120V264H124L125 262L127 263V264H135V263H137V261ZM192 260V259H191ZM9 261V260H8ZM32 261H34V260H32ZM101 261V260H100ZM113 261V260H112ZM111 261V262H112ZM135 262V263H133V262ZM140 261V260H139ZM176 261V260H175ZM195 261V260H194ZM227 261V260H226ZM6 262V261H5ZM47 262H49V261H47ZM49 262V263H50ZM105 262V261H104ZM115 262V261H114ZM192 262V261H191ZM228 262V261H227ZM1 263V262H0ZM7 263V262H6ZM176 263V262H175ZM177 263H181V260L179 259L178 261H177ZM34 264H36V263H34ZM67 264V263H66ZM79 264V263H78ZM105 264V263H104ZM109 264V263H108ZM114 264V263H113ZM184 264H185V262H184ZM199 264H201V263H199ZM202 264H204V263H202Z\"/></svg>",
  "mask_w": 264,
  "mask_h": 264
}]
</instances>
